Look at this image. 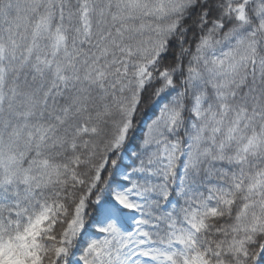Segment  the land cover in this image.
<instances>
[{"label": "snow or ice", "instance_id": "1", "mask_svg": "<svg viewBox=\"0 0 264 264\" xmlns=\"http://www.w3.org/2000/svg\"><path fill=\"white\" fill-rule=\"evenodd\" d=\"M0 264H264V0H0Z\"/></svg>", "mask_w": 264, "mask_h": 264}]
</instances>
